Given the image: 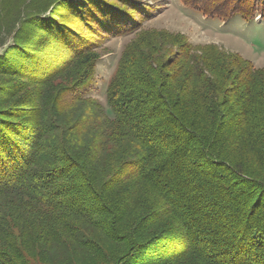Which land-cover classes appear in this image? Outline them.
I'll return each mask as SVG.
<instances>
[{
  "label": "trees",
  "instance_id": "trees-1",
  "mask_svg": "<svg viewBox=\"0 0 264 264\" xmlns=\"http://www.w3.org/2000/svg\"><path fill=\"white\" fill-rule=\"evenodd\" d=\"M150 11L0 0V264H264V69L138 31ZM133 32L100 107L94 49Z\"/></svg>",
  "mask_w": 264,
  "mask_h": 264
},
{
  "label": "rangeland",
  "instance_id": "rangeland-1",
  "mask_svg": "<svg viewBox=\"0 0 264 264\" xmlns=\"http://www.w3.org/2000/svg\"><path fill=\"white\" fill-rule=\"evenodd\" d=\"M139 2L151 6V11L138 31L176 35L180 37V42L193 50L215 48L223 54L235 55L249 61L255 68L264 69V17L257 16L252 22H221L217 17L206 16L181 0ZM135 34L133 32L120 36H105L94 49L99 59L87 97L100 107L105 108L106 87L116 71L123 49L133 40ZM11 42L12 37L5 39L4 46L0 47V54ZM175 49H172V52Z\"/></svg>",
  "mask_w": 264,
  "mask_h": 264
}]
</instances>
